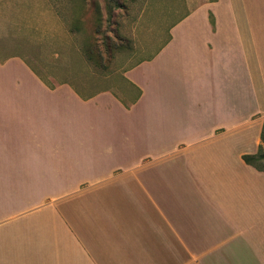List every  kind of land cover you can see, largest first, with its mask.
<instances>
[{"label":"crops","instance_id":"1","mask_svg":"<svg viewBox=\"0 0 264 264\" xmlns=\"http://www.w3.org/2000/svg\"><path fill=\"white\" fill-rule=\"evenodd\" d=\"M15 1L0 22L21 34ZM36 28L32 56L0 42V264H264V172L243 160L263 145L264 0L202 4L78 90L69 29Z\"/></svg>","mask_w":264,"mask_h":264},{"label":"rangeland","instance_id":"2","mask_svg":"<svg viewBox=\"0 0 264 264\" xmlns=\"http://www.w3.org/2000/svg\"><path fill=\"white\" fill-rule=\"evenodd\" d=\"M212 1L16 0L21 34L4 29V21H1L0 42L7 44L5 48L9 55L28 57L36 54L38 47L35 44H42V37L36 34V25L47 22L53 12L70 33V75L64 79L69 80V85L76 90L108 86L111 73L115 83L133 65L157 55L169 40L170 29L175 23L198 6ZM46 26L55 27L50 21ZM42 47L41 52L45 50L44 45ZM45 52H42L44 58H53V53ZM92 54L94 58L90 59ZM138 71L136 78L139 81L149 78L143 74L147 69ZM153 80L155 83L156 77ZM54 104L75 103L55 101ZM261 147L264 152V145ZM257 164L264 169L263 159Z\"/></svg>","mask_w":264,"mask_h":264},{"label":"trees","instance_id":"3","mask_svg":"<svg viewBox=\"0 0 264 264\" xmlns=\"http://www.w3.org/2000/svg\"><path fill=\"white\" fill-rule=\"evenodd\" d=\"M214 1H217V0H214ZM91 53L92 52H90V54ZM89 58L93 59L94 55L92 54ZM112 62H113V59H112ZM261 140H262V144L264 145V126H263V130H262V134H261ZM262 159L264 160V152L262 150V147L259 149V152L256 155H245V156H243V160L248 165H251V166L255 167L256 169H258L259 171L264 172V169L257 164V162L262 160Z\"/></svg>","mask_w":264,"mask_h":264}]
</instances>
